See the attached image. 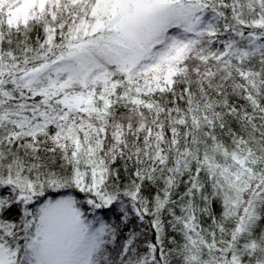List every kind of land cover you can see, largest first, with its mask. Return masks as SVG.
I'll list each match as a JSON object with an SVG mask.
<instances>
[{
	"label": "snow or ice",
	"instance_id": "obj_1",
	"mask_svg": "<svg viewBox=\"0 0 264 264\" xmlns=\"http://www.w3.org/2000/svg\"><path fill=\"white\" fill-rule=\"evenodd\" d=\"M0 264H264V0H0Z\"/></svg>",
	"mask_w": 264,
	"mask_h": 264
}]
</instances>
